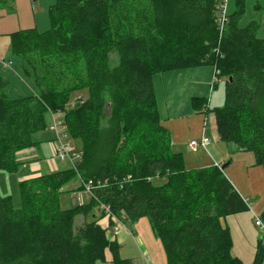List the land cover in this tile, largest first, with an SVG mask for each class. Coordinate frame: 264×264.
<instances>
[{"label": "trees", "instance_id": "trees-1", "mask_svg": "<svg viewBox=\"0 0 264 264\" xmlns=\"http://www.w3.org/2000/svg\"><path fill=\"white\" fill-rule=\"evenodd\" d=\"M243 9L239 0L221 29L218 0H56L47 31L12 34L11 52L33 93L7 96L0 75V170H18L16 153L48 130L49 112L62 113L81 141V159L76 169L68 162L19 181V208L0 194V264H100L108 251L111 264H135L98 223L99 203L120 220V212L125 220L149 218L167 264H242L222 219L249 209L247 201L219 166L187 169L173 151L153 76L212 65L225 78V103L212 111L195 103L214 113L221 141L264 167V39L257 22L239 27ZM83 89L89 97L71 104ZM78 173L93 182L96 198L63 208L62 188ZM78 216L85 221L77 227ZM263 260L260 238L252 264Z\"/></svg>", "mask_w": 264, "mask_h": 264}, {"label": "rangeland", "instance_id": "rangeland-1", "mask_svg": "<svg viewBox=\"0 0 264 264\" xmlns=\"http://www.w3.org/2000/svg\"><path fill=\"white\" fill-rule=\"evenodd\" d=\"M32 1L34 10H36L39 16V25L37 30L39 32L47 31L50 28L49 8L50 5H52V3L54 4L56 0ZM221 1H223L221 3L226 4L228 15H230V13H232L235 9L234 3L236 0L233 2V10H231L230 6L228 7V2L226 0ZM243 4L244 9L238 21L239 27L246 28L251 23H253V21H256L258 23L257 35L258 37L263 38V0H243ZM11 60L15 66L18 65L17 61H20L19 56L14 54L11 55ZM111 61L113 64L118 62L117 53H111ZM157 76L154 77L157 78L155 80V97L157 92L156 104L163 118L190 110H193L195 113L193 116L181 118L177 123H173V120H170L168 124L174 130V136L168 124H163L169 129L171 133L172 149L182 154L186 168L196 169L210 165H216L217 163H221V166L227 164L224 171L235 189L240 194H242L241 189L244 191V194L242 195L248 197L249 202H251L254 209H264V206L262 207V203L264 202V167L262 165H255V159L252 153L242 152L233 143H226L220 139L214 138L209 130L212 113L207 115L203 112V110L201 111L200 106L194 101L196 97L193 98L189 96L187 90L182 89L181 85L176 84L177 81L171 78L170 75H167L166 72L159 73ZM224 85L225 78L219 76L216 79L214 90L210 91L211 94L208 98V103L210 105V107L208 106L209 110L212 111L224 105ZM169 87L171 88V92ZM88 97L89 90L83 89L71 95L70 103L74 104L76 100H86ZM54 116H56L57 122L61 121L60 117L58 116V112H49L47 116V121L49 124L53 122ZM172 125H175L176 128L174 129ZM204 126L206 128L207 135H209V138L212 140L211 145L208 147V149L199 148L196 151L188 149L187 145L192 140H201ZM59 127L61 128L62 125H59ZM46 132L47 129L35 133L33 138L36 144L22 149L24 152L29 153L31 157L30 160H32H29L30 162L25 164L27 165V169L33 170L35 168L43 167L45 169L41 171L42 174H47L48 171H51L46 168L48 166L56 171L69 168L70 165L68 162H62L57 158L55 153L54 139L48 138ZM66 133V139H68L69 142H71L76 146L77 149L80 150L81 141L79 139H75L69 131ZM57 163L60 165L59 168L55 167ZM22 168H24V164L21 165L20 169ZM20 173L21 170H17L14 173L0 170V194L2 196H10L12 203L16 208H19L21 205V193L18 180ZM161 182V179L155 180L156 184H161ZM82 186L83 182L80 179L79 173L75 179H72L66 185H64L60 195V203L63 208H69L79 204L78 197L81 195V193H83L84 198L87 196V193L84 192V188ZM245 200L247 201V199ZM94 212L98 218L99 224L107 230V234L110 236V238L116 239L118 235H115L113 232L114 230L111 225L110 218L100 209H96ZM119 216L125 225V227H121L120 230L122 228L126 230L125 235H120V240H118L121 245V257L130 259L135 264H167V258L163 245L161 241L155 236L149 218L142 217L138 220H125L124 214L122 212L119 213ZM78 224H82V222H79ZM78 224L77 227L79 226ZM111 259L112 256L108 251L105 256V260L100 264H111Z\"/></svg>", "mask_w": 264, "mask_h": 264}, {"label": "crops", "instance_id": "crops-1", "mask_svg": "<svg viewBox=\"0 0 264 264\" xmlns=\"http://www.w3.org/2000/svg\"><path fill=\"white\" fill-rule=\"evenodd\" d=\"M226 1L228 2V7L230 6L231 10H233L234 0L233 1L226 0ZM238 1L239 0H236V2L234 3L235 9H236V5ZM218 2L220 4V8L223 7L225 15L227 17L228 12H227L226 4L221 3L223 2L221 0H218ZM253 22H256V21H253ZM38 25H39V16L36 10H34V5H33L32 0H0V75L3 78H5L8 82H10L9 86L6 89V95L7 96L9 95V97H12V98L24 97V96L31 95L33 93L32 85L29 82H27L25 79H23L19 73L21 63H22L21 58L19 57L20 61L19 60L17 61L18 62L17 66H15L13 61L11 60V55H12V52L10 49L11 36L13 33L23 30V29H32V28L38 29L37 28ZM262 39H264V37ZM161 73H165V72H161ZM157 74L153 76V83H154L155 91H156L155 80L157 78H154V77H156ZM166 74L170 75L171 78L176 80L177 81L176 84L181 85L182 89H186L189 96L193 98L195 97L200 98L204 103L205 102L207 103V105L205 103L207 108L208 106L210 107L208 103V98L210 97V94H211L210 91L214 90L215 84H216V81L214 84L212 83L214 80L213 76L215 75V68L212 65L203 64V65L187 67L183 69H177L175 71L170 70L169 72L166 71ZM169 90L171 92L170 87H169ZM156 98H157V92H156ZM157 111L159 113V117L163 124L164 123L168 124L170 120H173V123H177L180 121L181 118H185L187 116L190 117L195 114L193 110H190L186 112L176 113L174 115H170L168 117L163 118L162 114L159 112L158 106H157ZM168 126L170 127V130L174 136V130L171 128L169 124ZM172 126L174 129L176 128L175 125H172ZM203 129H204L203 132L207 135L205 126ZM209 130L214 138L220 139L219 133L217 131V125H216L214 113H212V119L210 120ZM46 135L50 139H53L55 136V134L49 130H47ZM207 136L209 137V135ZM188 145H187V148L189 149ZM30 158L31 157L29 153L24 152V150H20L16 153V159L22 163L21 165L24 164V168L20 169L21 165L18 168V170H21V173L18 176L19 181L24 180L31 176L42 174L41 171L45 169L43 167H40V168H35L33 170H28L26 167L27 165L25 164H28L30 161H32L30 160ZM33 160H36V159H33ZM216 165L221 167V163H217ZM55 167L59 168L60 165L57 163ZM46 168L51 170L48 172L45 171L47 173L56 171L50 168V166ZM241 192L242 194H244V191H242V189H241ZM242 197L247 199L248 201L247 204L249 206V209L239 212V213L230 214V215L225 216L222 219V223L224 226L228 227L230 234H231V238H232L231 254L232 256L239 259L242 264H252L255 258L258 240L260 238L264 239V209L262 208L260 210L257 208L254 209L251 202H249L248 197H245L243 195ZM263 206H264V202L262 203V207ZM257 219L261 221L262 223L261 226H257L255 224V221ZM84 221H85V217L78 216L76 218V225L79 222H82L83 224ZM82 224H78V225L81 226ZM122 224H123L122 227L124 228L125 225L123 222ZM123 228L117 234L119 237V239L118 237L116 238L117 241L120 240V235L121 236L125 235L126 230H124ZM262 264H264V260Z\"/></svg>", "mask_w": 264, "mask_h": 264}, {"label": "built area", "instance_id": "built-area-1", "mask_svg": "<svg viewBox=\"0 0 264 264\" xmlns=\"http://www.w3.org/2000/svg\"><path fill=\"white\" fill-rule=\"evenodd\" d=\"M219 24L221 29L224 28L226 22H227V17L225 15L223 7L220 8V16H219ZM218 73L217 70H215V75H214V80L213 84L215 83L217 77L216 74ZM58 116L60 117L61 121L57 122L56 116L53 117V122L49 124L48 130L53 132L55 134L54 136V143H55V153L57 158L62 161V162H69L75 169L77 167V162L81 159V153L79 149L76 148L75 145H73L71 142H69L67 138V133L68 132V126L63 122V117L62 113H58ZM59 125H62L60 128ZM204 131V129H203ZM212 140L206 136V134L203 132L202 138L200 141H195L192 140L188 147L192 151H196L199 148H204L208 149V147L211 145ZM80 179L83 182V188L84 192L87 193V196L84 198L83 193L78 197L79 200V205L84 204L85 202L89 201L90 199L96 198L95 197V192H94V186L92 181H85L83 178ZM104 214H106L111 221V225L113 227V232L115 235L118 234L120 231V228L123 226L121 220L112 212L111 208L109 205L104 204V203H99L98 207ZM255 224L257 226H261L262 223L259 219L255 221Z\"/></svg>", "mask_w": 264, "mask_h": 264}, {"label": "water", "instance_id": "water-1", "mask_svg": "<svg viewBox=\"0 0 264 264\" xmlns=\"http://www.w3.org/2000/svg\"><path fill=\"white\" fill-rule=\"evenodd\" d=\"M230 79H231V78H230ZM226 166H227V164L221 166L220 168H221L222 170H224Z\"/></svg>", "mask_w": 264, "mask_h": 264}]
</instances>
